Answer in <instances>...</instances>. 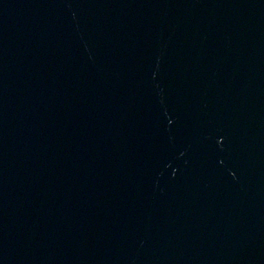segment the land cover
<instances>
[{
	"label": "water",
	"instance_id": "water-1",
	"mask_svg": "<svg viewBox=\"0 0 264 264\" xmlns=\"http://www.w3.org/2000/svg\"><path fill=\"white\" fill-rule=\"evenodd\" d=\"M0 264H264V0H0Z\"/></svg>",
	"mask_w": 264,
	"mask_h": 264
}]
</instances>
